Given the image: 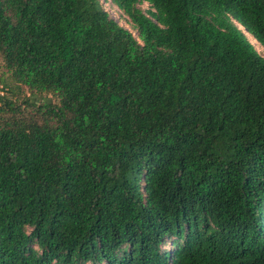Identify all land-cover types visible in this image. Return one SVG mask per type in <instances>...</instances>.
Segmentation results:
<instances>
[{
    "label": "trees",
    "instance_id": "trees-1",
    "mask_svg": "<svg viewBox=\"0 0 264 264\" xmlns=\"http://www.w3.org/2000/svg\"><path fill=\"white\" fill-rule=\"evenodd\" d=\"M111 3L0 0V264H264V0Z\"/></svg>",
    "mask_w": 264,
    "mask_h": 264
},
{
    "label": "rangeland",
    "instance_id": "rangeland-1",
    "mask_svg": "<svg viewBox=\"0 0 264 264\" xmlns=\"http://www.w3.org/2000/svg\"><path fill=\"white\" fill-rule=\"evenodd\" d=\"M100 5L102 7V9L109 15V17L121 28L127 30L133 37H135V31L132 29L130 23L128 22V19L126 18V16H124L112 3L111 0H99ZM140 9L142 11H145L148 9V6L146 3H142L140 6ZM249 35H246V37ZM250 37V36H249ZM250 39L252 40L253 47L255 49V51L260 55L263 56L264 55V51L259 47V45L250 37ZM3 75L4 77H6L4 75V73L2 72V67H1V62H0V76ZM18 95V94H17ZM32 101L34 102H42V101H48V99H43L41 97H33Z\"/></svg>",
    "mask_w": 264,
    "mask_h": 264
}]
</instances>
